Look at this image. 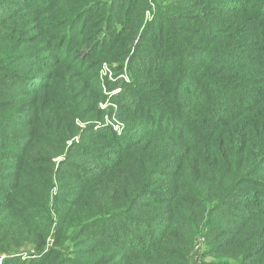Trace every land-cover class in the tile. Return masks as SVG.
Wrapping results in <instances>:
<instances>
[{"label": "trees", "instance_id": "1", "mask_svg": "<svg viewBox=\"0 0 264 264\" xmlns=\"http://www.w3.org/2000/svg\"><path fill=\"white\" fill-rule=\"evenodd\" d=\"M193 253L264 264V0H0L3 264Z\"/></svg>", "mask_w": 264, "mask_h": 264}, {"label": "rangeland", "instance_id": "2", "mask_svg": "<svg viewBox=\"0 0 264 264\" xmlns=\"http://www.w3.org/2000/svg\"><path fill=\"white\" fill-rule=\"evenodd\" d=\"M148 16H149V13H146V16H145V20L148 18ZM108 69H109V71H110V73H111V79H109V78H107L106 76H102L101 77V75H100V77H101V80H102V83L101 84H103V89L106 91V93L107 92H110V94L111 95H114V94H116V93H118L119 92V89H114L113 91H108V85H106L105 83H112V82H115V80L116 79H122V77L121 76H117V78H114L113 77V73H112V69L110 68V67H108ZM123 79H125L126 80V78L124 77ZM109 94V93H108ZM199 245L195 248V250L197 251V250H202V241L200 242L199 241V243H198ZM26 254L27 253H23L22 255H20L21 256V258H24L25 256H26ZM30 254H33L32 252L30 253ZM192 264H199V259H198V256H197V254L196 253H193V260H192Z\"/></svg>", "mask_w": 264, "mask_h": 264}, {"label": "built area", "instance_id": "3", "mask_svg": "<svg viewBox=\"0 0 264 264\" xmlns=\"http://www.w3.org/2000/svg\"><path fill=\"white\" fill-rule=\"evenodd\" d=\"M108 67H109V66H107V65H103V67H102V69H101V71H100V75H101V77H102V76H106L107 78L111 79V73H110ZM101 77H100V78H101ZM112 127H113V129H114L115 131H118V130H119V129H118V126H113V125H112ZM4 258H5V257H4L3 255H0V264H3Z\"/></svg>", "mask_w": 264, "mask_h": 264}]
</instances>
